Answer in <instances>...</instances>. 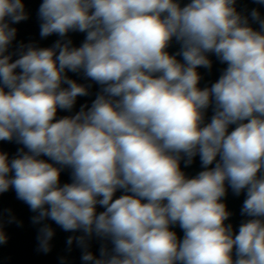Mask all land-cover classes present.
<instances>
[{"label":"clouds","instance_id":"9594fccd","mask_svg":"<svg viewBox=\"0 0 264 264\" xmlns=\"http://www.w3.org/2000/svg\"><path fill=\"white\" fill-rule=\"evenodd\" d=\"M236 4L42 0L40 36L60 39L9 52L28 13L23 0H0V141L23 146L11 159L0 151V194L14 189L35 213L38 251L51 250V220L83 233L67 243L85 264H264V17ZM70 32L85 34L79 47ZM209 54L226 67L201 88ZM67 72L100 88L57 118L91 87ZM197 156L203 170L189 177L181 161ZM228 188L245 194L238 232L225 223ZM7 222L21 224L11 210ZM93 236L106 242L99 257L87 250Z\"/></svg>","mask_w":264,"mask_h":264},{"label":"water","instance_id":"95a60500","mask_svg":"<svg viewBox=\"0 0 264 264\" xmlns=\"http://www.w3.org/2000/svg\"><path fill=\"white\" fill-rule=\"evenodd\" d=\"M42 0H23L25 4V10L28 13V19L19 23L13 24L12 27L17 29L16 39L12 42L9 48V52H15L18 46L28 43H34L37 47H51L54 42L60 37L53 34L49 37L42 38L40 36V19L38 17V9ZM182 4L187 3L188 0H181ZM237 10L241 13L248 15L253 8L260 11L262 17H264V5L257 4L254 0H237ZM255 28L259 26L255 23L252 25ZM67 39H71L73 46L79 47L85 39V34L80 32H70ZM179 45L173 42L172 46L168 49L170 53L178 51ZM17 56L13 55V60ZM182 59L181 57H177ZM209 58L212 61L211 69L199 67L197 71L200 73L202 79L199 87H210L212 83L218 80L222 70L226 65L221 64L215 55L209 54ZM67 75L76 80L78 83L88 85L89 95L84 97H78L76 104L71 112L58 110L57 118L66 115H73L79 111L81 105H91L92 100L95 99L96 93L99 91L100 86L84 78L82 73L67 72ZM212 108L210 107L206 113V120H210L212 116ZM234 126L230 127L231 128ZM22 145L17 144L15 141H0V151H3L9 155L11 159L17 154L19 148ZM26 150V149H25ZM47 160V157H41ZM51 162V161H49ZM181 169L189 177H193L203 170L199 156L193 159V162L189 166H185L183 160L181 161ZM61 184L70 183L71 175L70 170L65 169L60 175ZM122 191H117L116 197L122 195ZM245 199V194L242 192L239 196L235 195L231 188H228L226 196L223 198V202L227 205L228 211L232 213L229 220L225 223H231L233 225L234 232H238L240 223L246 219L241 215V207ZM8 210L15 218L21 222L20 226L16 223L9 224ZM104 209L97 206V211H103ZM0 214H2V220L4 224V231L7 234L8 240L6 244L0 245V264H85L82 261L81 256L84 249H82L76 243L75 239L69 246L67 240L69 237H78L83 235L81 231L66 232L59 227L54 221L45 220L42 223L49 224L54 230V236L50 241L51 250L48 253L38 251V229L41 225H34L31 221V217L35 215L28 205L19 200L16 196L15 190L10 188L7 192L0 194ZM173 231L177 233L178 238H183V231L179 226H174ZM88 251H91L94 255L99 257V250L105 241L95 236L87 239ZM110 248V243L108 244Z\"/></svg>","mask_w":264,"mask_h":264}]
</instances>
